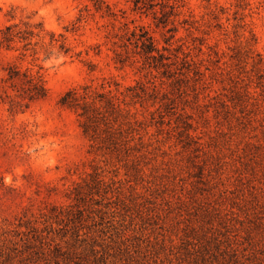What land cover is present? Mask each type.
Wrapping results in <instances>:
<instances>
[{
  "label": "rangeland",
  "instance_id": "374dc122",
  "mask_svg": "<svg viewBox=\"0 0 264 264\" xmlns=\"http://www.w3.org/2000/svg\"><path fill=\"white\" fill-rule=\"evenodd\" d=\"M11 23L44 30L0 48V264H264V0H0ZM11 64L48 95L11 109ZM86 84L115 102L94 135L60 102Z\"/></svg>",
  "mask_w": 264,
  "mask_h": 264
},
{
  "label": "trees",
  "instance_id": "16d2710c",
  "mask_svg": "<svg viewBox=\"0 0 264 264\" xmlns=\"http://www.w3.org/2000/svg\"><path fill=\"white\" fill-rule=\"evenodd\" d=\"M36 29L38 31H35ZM43 30L41 23L27 25L26 27H21L19 23L8 24L1 30L0 48L12 49L15 42H23L24 49L28 50L33 37L40 36ZM141 38L142 45L147 52L156 49L151 37L146 36V32L141 35ZM60 47L64 48V45L61 44ZM41 69L42 67L36 72H32L30 68L21 69L16 64L9 65L6 82L9 83L10 88L17 92L16 97H10L11 109L28 107L30 103L48 95V87ZM60 102L78 112V115L82 118L83 131L92 135L96 131V123L101 113L100 107H113L115 105L114 96L97 92L95 88L88 84L79 89H69L62 96Z\"/></svg>",
  "mask_w": 264,
  "mask_h": 264
}]
</instances>
